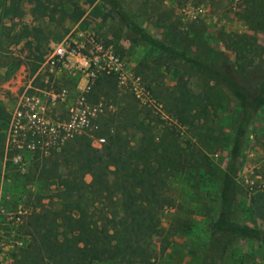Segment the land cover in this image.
<instances>
[{
  "label": "rangeland",
  "instance_id": "1",
  "mask_svg": "<svg viewBox=\"0 0 264 264\" xmlns=\"http://www.w3.org/2000/svg\"><path fill=\"white\" fill-rule=\"evenodd\" d=\"M119 1L128 16L155 38L202 62L233 67L241 84L256 89L258 78L251 75L264 70V0ZM63 5L64 12L58 7L60 12L51 18L33 15L25 0L13 4L5 0L0 11V64L5 69L0 93L7 92L11 112L0 118L6 127L4 141L0 136V240H4L0 254L5 255L0 264L6 258L10 261L5 264H15L30 242L29 216L54 203L56 181L40 175L32 152L24 150L21 159L16 157L18 153L10 149L9 129L20 118L18 110L30 102L26 97L39 98L43 91L57 93L66 87L69 101L75 100L74 80L48 76L46 83L42 68L49 45L70 39L86 48L91 41L110 46L150 95L151 102L145 105L128 89L119 88L114 76L99 78L86 95L88 104L103 100L115 109L98 119L100 132L110 127L112 135L120 133L135 146L138 120H144L155 141L161 137L174 141L171 157L180 159V168L165 179L161 197L152 200L160 206V222L148 247L150 264H264V247L252 241L233 240L220 257L210 247V226L219 212L222 174L239 117L232 94L186 62L132 43L127 29L106 17L108 6L103 0H66ZM7 21L17 22L8 37L3 34ZM5 82L11 87L1 86ZM92 95L99 96L96 102ZM48 104L51 120L66 117L65 103ZM104 137L106 143L100 147L89 138L93 147L101 148L110 143ZM105 159L113 164L111 156ZM235 182L231 219L264 229V106L244 139ZM96 213L99 220L101 214Z\"/></svg>",
  "mask_w": 264,
  "mask_h": 264
},
{
  "label": "trees",
  "instance_id": "2",
  "mask_svg": "<svg viewBox=\"0 0 264 264\" xmlns=\"http://www.w3.org/2000/svg\"><path fill=\"white\" fill-rule=\"evenodd\" d=\"M8 1L13 4L16 0ZM25 1L31 5L36 17L51 18L60 12L58 7L64 10L66 0ZM204 1L211 0L197 2ZM103 2L108 6L106 17L118 20L127 29L132 43L145 44L186 62L210 80L223 84L235 98L239 117L222 174L219 212L210 226V247L219 257L236 239L264 247V229L237 224L231 219L235 177L244 139L255 115L264 106V70L252 73L253 78H258V85L255 90H250L241 84L233 67L202 62L155 38L128 16L119 0ZM101 80L98 81L100 87ZM98 98L92 95L91 100L96 102ZM138 121L139 138L135 146L120 133L110 134V127L96 133L109 137L110 143L101 148L93 147L85 134L50 149L44 153L47 156L35 146L32 151L38 159L35 168L40 169V175L56 181V193L51 207L29 216L26 234L30 242L21 249L15 264H93L102 261L150 264L148 247L160 222V206L152 200L161 197L165 179L180 168L177 166L180 159L171 157L174 141H167L165 137L155 141L151 127L144 120ZM9 156L12 157V153ZM110 156L112 165L105 159ZM47 165L51 166L49 171ZM97 211L101 214L99 220Z\"/></svg>",
  "mask_w": 264,
  "mask_h": 264
},
{
  "label": "built area",
  "instance_id": "3",
  "mask_svg": "<svg viewBox=\"0 0 264 264\" xmlns=\"http://www.w3.org/2000/svg\"><path fill=\"white\" fill-rule=\"evenodd\" d=\"M43 59L44 81L48 82V76L53 80L61 76L71 78L75 81L77 96L74 101H69L67 88L61 87L57 93L43 91V97H26L30 102L18 110L20 118L12 122L9 129L10 149L18 151L16 157L20 159L22 151L32 152L36 145L43 153H47L82 134L93 137L97 147L106 143L105 137L96 134L100 130L98 119L112 114L115 109L103 100L90 105L86 98L101 77L112 75L119 88L128 89L142 104L151 102L141 78L127 70L110 46L103 47L91 41L90 47L86 48L85 44L70 39L68 42L49 45ZM48 101L52 105L56 101L65 103L66 117L51 120L47 112L51 106ZM109 132L113 134L112 129ZM3 248L4 240H0V250Z\"/></svg>",
  "mask_w": 264,
  "mask_h": 264
},
{
  "label": "crops",
  "instance_id": "4",
  "mask_svg": "<svg viewBox=\"0 0 264 264\" xmlns=\"http://www.w3.org/2000/svg\"><path fill=\"white\" fill-rule=\"evenodd\" d=\"M4 0H0V11H1V8H2V4H3ZM16 21H12V22H9L7 21L5 23V25L3 26V34L4 36L8 37L10 35H12L14 33V26L16 25ZM4 68H3V65L0 64V83L3 82V78H2V75L4 73ZM1 86H5L4 88H10L11 86H9V84L7 82H5L4 84H1ZM4 90V89H3ZM11 112L8 110V98H7V92H1L0 93V118H4V117H7ZM5 125H4V122H1L0 121V136H3L2 137V140L4 141L5 139ZM2 155H0L1 157ZM2 256H5L3 253L0 254V259H2L3 257ZM10 261L9 258H6V261H4V264L5 262H8Z\"/></svg>",
  "mask_w": 264,
  "mask_h": 264
}]
</instances>
